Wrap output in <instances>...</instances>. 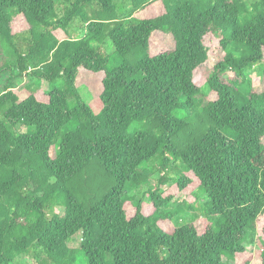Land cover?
<instances>
[{"label":"trees","instance_id":"obj_1","mask_svg":"<svg viewBox=\"0 0 264 264\" xmlns=\"http://www.w3.org/2000/svg\"><path fill=\"white\" fill-rule=\"evenodd\" d=\"M120 1L132 6L121 17ZM78 18L84 33L73 38ZM156 33L174 47L153 53ZM209 34L224 57L202 87ZM258 64L264 0H0V264L30 253L46 254L36 264H235L264 217V89L248 75ZM26 78L38 86L17 92ZM84 78L100 91L99 113L81 95ZM155 160L198 178L204 231L162 225L182 212L165 174L150 202L132 194ZM175 182L181 191L192 180L177 172Z\"/></svg>","mask_w":264,"mask_h":264},{"label":"rangeland","instance_id":"obj_2","mask_svg":"<svg viewBox=\"0 0 264 264\" xmlns=\"http://www.w3.org/2000/svg\"><path fill=\"white\" fill-rule=\"evenodd\" d=\"M66 3L59 2L58 3V11L60 14L63 13V8ZM120 5L118 9L119 17L123 16V14H128L131 10L132 6L128 1L118 2ZM97 7L94 6L93 9ZM92 9V10H93ZM84 22L82 20L75 19L70 25V33L73 38H80L84 33ZM113 26V25H112ZM29 25L26 19L19 15L15 21L13 22L14 32H16L19 36V40L21 42L26 41L25 34ZM161 32V31H158ZM206 44L211 49L210 56L208 61H206L202 66H200L195 71V80L199 86L204 87L207 77L213 68L214 64L221 60L224 57V52L219 46L218 40L212 35H207L205 38ZM111 44L108 42V49L111 48ZM152 52L158 53L161 51H166L172 49L174 47V40L170 35L166 34H154L151 38ZM233 73L229 72L226 78L233 77ZM248 75L251 78V88L257 91H261L264 89V65L258 64L253 68L249 69ZM32 83V87L35 88L38 86V82L35 80L31 81L29 78H26L19 87H17L16 91H21L26 87V85ZM41 88V92L49 89V83L46 80H42L39 82ZM78 86L81 92V95L89 103L93 106L96 113H99L102 109V103L97 99L99 94V90L90 82L88 78H84L78 82ZM207 89L204 88V91ZM208 91V90H207ZM205 95H208V98L214 97L213 93L206 92ZM42 99H46V95L44 93L40 94ZM23 131H26L25 127H22ZM54 154V151H52ZM148 180L143 184V186L139 189H134L132 194L136 196V198H143L145 201L150 202V197L147 194L149 190H154L156 187L160 186V178L165 174L168 180L165 182V185L161 186L163 191L167 193L173 192L175 196L172 200V204L170 205L171 209H175L177 207L182 208V212H180L174 218L173 222L166 221L162 223L168 229H172L175 226H182L187 223H195L200 231H204L207 224L209 223L208 216L206 215V211L204 209V204L207 201L203 195H201L199 191V180L197 177L193 175L190 171H188L179 161L171 160L168 167L165 171L161 172V165L158 160H155L153 163L148 166ZM177 172L185 173L188 177L191 178L192 182L183 190L177 189V183L175 179L177 177ZM196 192H198V196H196ZM56 211H60V207L55 208ZM263 226H264V217H260L257 223V228L254 231L252 237H250L249 241L246 242L247 251L238 255L235 259V264H261V256L260 251L264 248V234H263ZM81 241V233H77L72 240L68 243L70 248H77L80 245ZM43 259H46V254L41 253L39 259H35L33 254H27L19 258V262L23 264H34L36 261L40 263ZM36 264V263H35ZM84 264V263H80Z\"/></svg>","mask_w":264,"mask_h":264}]
</instances>
